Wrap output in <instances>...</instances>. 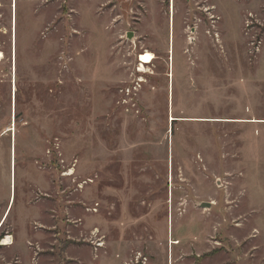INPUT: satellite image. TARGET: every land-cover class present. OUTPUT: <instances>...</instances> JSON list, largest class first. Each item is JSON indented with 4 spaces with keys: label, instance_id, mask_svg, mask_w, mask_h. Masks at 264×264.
<instances>
[{
    "label": "rangeland",
    "instance_id": "374dc122",
    "mask_svg": "<svg viewBox=\"0 0 264 264\" xmlns=\"http://www.w3.org/2000/svg\"><path fill=\"white\" fill-rule=\"evenodd\" d=\"M137 1L0 0V264H264V0Z\"/></svg>",
    "mask_w": 264,
    "mask_h": 264
},
{
    "label": "bare ground",
    "instance_id": "6f19581e",
    "mask_svg": "<svg viewBox=\"0 0 264 264\" xmlns=\"http://www.w3.org/2000/svg\"><path fill=\"white\" fill-rule=\"evenodd\" d=\"M0 8H1V3H0ZM1 58H2V56H1ZM152 60H154V58L152 57V54H150L148 52L139 55V58H138V62H139L138 72H141V73L145 72V65L151 64L153 62ZM8 213L6 214V217H7ZM6 217L2 220L3 222L0 225V228L4 224V222L6 220ZM11 244H12V242H11V238L9 236L4 238V239H2L1 242H0V245H2V246H8V245H11Z\"/></svg>",
    "mask_w": 264,
    "mask_h": 264
},
{
    "label": "built area",
    "instance_id": "2783aa9c",
    "mask_svg": "<svg viewBox=\"0 0 264 264\" xmlns=\"http://www.w3.org/2000/svg\"><path fill=\"white\" fill-rule=\"evenodd\" d=\"M138 58H139V56H138ZM138 65H139V63H138ZM137 70H138V68H137ZM141 82H142V80L138 79V81L135 82L134 86H132L131 88H125L121 92L125 96L129 97L132 93H134L135 91H138V89L141 87V84H140Z\"/></svg>",
    "mask_w": 264,
    "mask_h": 264
},
{
    "label": "crops",
    "instance_id": "0c3cea01",
    "mask_svg": "<svg viewBox=\"0 0 264 264\" xmlns=\"http://www.w3.org/2000/svg\"><path fill=\"white\" fill-rule=\"evenodd\" d=\"M141 1H142V0H138V1H137V4L140 5V6L142 5V2H141ZM0 229H1V228H0ZM12 245H13V244L8 245V246H2V245H0V247L9 248V247H11Z\"/></svg>",
    "mask_w": 264,
    "mask_h": 264
},
{
    "label": "water",
    "instance_id": "95a60500",
    "mask_svg": "<svg viewBox=\"0 0 264 264\" xmlns=\"http://www.w3.org/2000/svg\"><path fill=\"white\" fill-rule=\"evenodd\" d=\"M210 205H211L210 203H202V204L200 205V207H202V208H204V207L209 208Z\"/></svg>",
    "mask_w": 264,
    "mask_h": 264
},
{
    "label": "flooded vegetation",
    "instance_id": "af4514ba",
    "mask_svg": "<svg viewBox=\"0 0 264 264\" xmlns=\"http://www.w3.org/2000/svg\"><path fill=\"white\" fill-rule=\"evenodd\" d=\"M141 2L143 3V1H141ZM141 6H142V5H141ZM141 6H140V7H141Z\"/></svg>",
    "mask_w": 264,
    "mask_h": 264
}]
</instances>
